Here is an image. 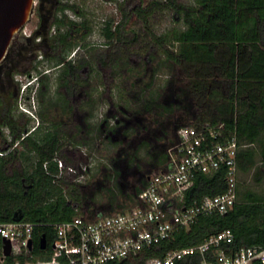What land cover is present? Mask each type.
Listing matches in <instances>:
<instances>
[{"label": "trees", "instance_id": "1", "mask_svg": "<svg viewBox=\"0 0 264 264\" xmlns=\"http://www.w3.org/2000/svg\"><path fill=\"white\" fill-rule=\"evenodd\" d=\"M47 2L37 0L34 11L39 25L31 34L16 35L0 62V133L5 140L19 141L10 153L0 157V221L34 223V247L29 253L50 254L57 222L75 216L93 220L100 213L121 212L138 203L149 175L167 167L168 147L178 141L184 125L223 123L225 133L236 132L242 145L239 173H252L258 183L264 180V0H143L134 9L151 38L145 44L146 54L140 56V74L146 75L150 63L157 65L145 83L132 81L128 88L118 87L119 96L110 86L108 115L114 119L108 123L107 138L120 147L97 183L86 182L89 177L76 180L67 168L60 172L58 159L78 170L88 155L74 152L72 157L66 156L64 134L42 125L30 127L31 115L18 105L16 74L30 67L26 72L41 74L37 78L42 81L48 74L41 69L42 60L37 56L46 44L49 52L42 56L50 68H60L58 80L67 102L81 82L80 69L90 64L85 56L68 58L92 30L88 20L70 19L64 12L73 5L67 2L61 1L54 8V1H50L51 7L44 10ZM164 10H171L181 25L158 33L150 18ZM120 11L119 20L106 19L102 32L108 44L122 48L139 34L135 31L129 35L133 12L122 2ZM96 59L101 67L109 64L115 70L122 64L120 53L111 49L99 52ZM162 68L167 79L155 86V73ZM135 137L140 139L136 145ZM227 174L226 166L212 173L197 172L186 191L185 204L227 190ZM225 228L234 232L233 241L223 244L228 251L243 245L264 246V184L257 190L238 182V199L227 212L200 217L151 249L106 264H141L147 257L199 243ZM42 235L48 242L45 249L40 247ZM19 258L23 256L12 254L7 264ZM201 258L195 253L174 264H197Z\"/></svg>", "mask_w": 264, "mask_h": 264}, {"label": "built area", "instance_id": "2", "mask_svg": "<svg viewBox=\"0 0 264 264\" xmlns=\"http://www.w3.org/2000/svg\"><path fill=\"white\" fill-rule=\"evenodd\" d=\"M30 84L21 87L18 104L21 110L35 116L23 100ZM18 144L19 141L11 142L10 138L5 140L0 133V157L10 153ZM241 146L236 132L225 133L223 123H207L204 127L184 125L180 128L178 141L168 147L167 167L149 175L138 203L121 212L100 213L93 220L75 216L57 222L56 238L48 256L29 253L33 222L0 221V264H7V257L12 254L23 256L14 264H106L111 260H125L142 250L151 249L179 229L190 227L200 217L223 214L238 199V153ZM97 151L98 144L90 153L84 150L89 159L82 162L78 170L67 165L62 158L58 159L60 172L67 168L76 180H85ZM221 166L227 167V190L206 195L191 205L185 204L186 191L194 183L196 173H212ZM6 239L11 243L9 255L5 253ZM233 239V230L225 228L199 243L171 248L162 256L147 257L141 264H174L195 253L202 255L197 264H264L263 245H243L228 251L223 244Z\"/></svg>", "mask_w": 264, "mask_h": 264}, {"label": "rangeland", "instance_id": "3", "mask_svg": "<svg viewBox=\"0 0 264 264\" xmlns=\"http://www.w3.org/2000/svg\"><path fill=\"white\" fill-rule=\"evenodd\" d=\"M122 1H62L73 5V7H68L64 12L70 19L76 21L87 19L92 26V30L86 34L82 42L77 44L68 55V58L75 60L84 56L90 60V64H86L80 69L81 82L78 84L75 92L69 96V102L66 101L63 94L64 88L59 84L58 73L60 68L58 66L50 68L51 65L42 56V54L49 52L47 44L43 46L42 51L38 53L37 57L42 60L39 62L41 69L48 75L40 81L37 76H41V74L35 71L29 74L26 71L30 67H25L26 69L23 70V68L15 77L19 82L20 89L25 83L31 82L23 96L24 102L35 114L33 116L29 113L32 117L29 123L30 127L34 128L37 125H42L43 127H51L61 131L66 138L64 141V153L68 157H72L74 152L78 156L82 153L84 156L88 155L89 157V154H86L84 150L90 153L89 151L91 149L94 150L95 145L98 144V151L93 155L91 170L88 175L90 179L88 178L86 182L94 181V183H97L102 179L104 174L108 172V168L111 167L110 165L113 164L110 159L120 147V145L113 143V141L107 138L108 123L114 119L108 115L110 104L107 98L109 99L111 94L110 86H113L114 93L116 96H119L118 87L128 88L132 81H135L138 85L145 83L151 78L154 71L153 67L157 65L156 62L150 63V68L146 75L142 77L140 74V56L146 54L145 44L148 45L151 38L146 34V29L141 25L142 23L139 22L134 13L131 14V20L134 25L131 24L130 20L128 27H133V30L129 31L130 37L134 35L135 31L138 32L137 39H132L128 45H124L122 48L117 47L116 44L107 43L108 41L102 32V27L106 19L114 18L115 20H119L122 17L120 11V3ZM147 1L144 0V2ZM182 1L193 2L194 0ZM137 2L138 0H130L128 6H132ZM45 6L44 10H47L51 7V3ZM80 10L84 14H80ZM39 20L38 14L34 11L31 19L22 29L21 33L23 35L33 33L39 25ZM150 21L152 28L158 33L181 25L180 22L175 20L171 10L155 12ZM109 49L113 53L119 52L121 55L122 64L120 67H117V70L109 64L101 67L96 59V54L99 52L107 53ZM126 55H130V58H127ZM98 71L101 72L98 73ZM166 79L167 72L165 69H159L155 73V86L162 85ZM117 138L118 136H114V139ZM139 141L140 139L138 140L135 137L133 144L136 145ZM238 182L241 185H248L257 190H261L264 184V180L258 183L252 173L247 174L243 172L238 174ZM121 200H123V197H119V201Z\"/></svg>", "mask_w": 264, "mask_h": 264}, {"label": "water", "instance_id": "4", "mask_svg": "<svg viewBox=\"0 0 264 264\" xmlns=\"http://www.w3.org/2000/svg\"><path fill=\"white\" fill-rule=\"evenodd\" d=\"M37 0H0V62L6 56L13 38L20 34L32 17ZM5 253H11V243L5 240ZM48 246L47 238L42 235L40 247ZM34 239L29 241V248L33 249Z\"/></svg>", "mask_w": 264, "mask_h": 264}, {"label": "flooded vegetation", "instance_id": "5", "mask_svg": "<svg viewBox=\"0 0 264 264\" xmlns=\"http://www.w3.org/2000/svg\"><path fill=\"white\" fill-rule=\"evenodd\" d=\"M50 1H54V3H53L52 6L55 8V7H57V6L60 4V2L63 1V0H49V2H47V3H45V4H46V5L49 4ZM129 2H130V0H123V1H122V5H123L124 7H128V8L130 9V12L132 11V12L135 14L134 9H135L139 4H141V3L143 2V0H138V2L135 3V4L132 5V6H128V5H129Z\"/></svg>", "mask_w": 264, "mask_h": 264}]
</instances>
